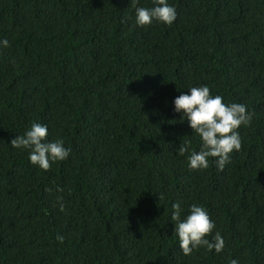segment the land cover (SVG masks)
<instances>
[{"label":"trees","instance_id":"obj_1","mask_svg":"<svg viewBox=\"0 0 264 264\" xmlns=\"http://www.w3.org/2000/svg\"><path fill=\"white\" fill-rule=\"evenodd\" d=\"M169 3L171 26L137 27L131 0H0V264H264V0ZM199 85L252 114L223 171L178 151L200 149L173 103ZM33 122L68 159L10 146ZM175 202L222 252L182 253Z\"/></svg>","mask_w":264,"mask_h":264},{"label":"clouds","instance_id":"obj_2","mask_svg":"<svg viewBox=\"0 0 264 264\" xmlns=\"http://www.w3.org/2000/svg\"><path fill=\"white\" fill-rule=\"evenodd\" d=\"M137 27L149 26L153 21L171 26L177 19L176 8L169 0H152V7L138 6L139 0H131ZM7 38L0 40V47L7 48ZM187 93H181L173 103L181 121H187L193 134L199 137V151L191 148L186 141L178 149L181 155L189 153L187 163L190 170L209 168L210 158H214L219 171L231 162L233 152L241 149V137L238 129L251 123L252 114L243 103L224 102L220 94H213L210 86H190ZM48 126L33 122L23 135L11 140L13 149L26 150L28 159L34 166L48 170L52 163L64 161L70 155V148L65 147L60 138L49 141ZM161 199L163 197H160ZM61 209L63 204L60 203ZM180 202L172 204L171 221H174V235L178 237L179 247L184 255H190L198 247L220 253L225 247V240L219 231L207 237L215 228L207 209L193 203L187 215ZM62 239V237H57ZM231 264H238L234 259Z\"/></svg>","mask_w":264,"mask_h":264}]
</instances>
